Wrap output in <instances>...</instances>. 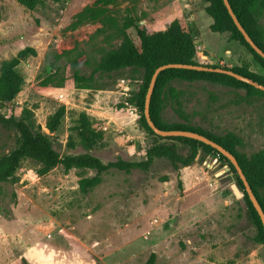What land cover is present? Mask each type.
<instances>
[{
	"label": "rangeland",
	"instance_id": "rangeland-1",
	"mask_svg": "<svg viewBox=\"0 0 264 264\" xmlns=\"http://www.w3.org/2000/svg\"><path fill=\"white\" fill-rule=\"evenodd\" d=\"M33 2L0 0V63L25 51L14 68L17 91L0 100V112L46 134L60 156L140 161L152 145L171 142L141 120L140 96L150 81L143 69H97L125 36L140 45L138 27L151 34L177 20L195 41L196 63L250 72L264 83V65L219 3L221 29L212 30L206 0ZM242 22L264 47V0L245 6ZM156 90L159 124L218 137L247 160L264 149V91L197 73H181ZM17 134L0 128V156L15 147ZM172 142L190 156V141ZM252 176L255 188L264 183L259 165ZM85 180H92L86 191ZM259 235L236 171L202 146L178 169L166 156L153 157L146 170L102 173L60 164L44 170L23 158L0 182V264H146L151 254L152 264H264Z\"/></svg>",
	"mask_w": 264,
	"mask_h": 264
},
{
	"label": "trees",
	"instance_id": "trees-1",
	"mask_svg": "<svg viewBox=\"0 0 264 264\" xmlns=\"http://www.w3.org/2000/svg\"><path fill=\"white\" fill-rule=\"evenodd\" d=\"M22 4L32 7L34 2L33 0H19ZM234 14L245 28L242 22L243 18V11L245 6L251 4L254 0H239L235 5L228 0ZM97 3L106 5L110 2V0H96ZM208 2V6L206 7V11L214 18V23L211 25L212 30H220L221 29V11L218 8V3L223 8L225 14L231 22L233 23L230 15L227 12L222 0H206ZM132 21H130L127 25L131 26ZM234 27L237 29L235 24L233 23ZM247 33L250 35L252 40L264 51V47L261 46L257 41L253 38L251 33L245 28ZM137 35L140 40V45L137 46L133 43V41L128 37L125 36L122 42L114 49L106 51L97 63V69L104 72H110L114 70H118L123 67L132 66L135 68L143 69L149 77L156 67L165 64V63H191V64H198L195 62V41L189 31L184 28L183 25L180 24L179 21L174 20L172 21L164 31H157L151 34H146L143 28H137ZM240 38L244 41L250 50L254 53L257 57L259 62L264 65V59L260 57L245 41L239 30L237 29ZM25 55V51H21L18 55L10 60H4L0 63V74L2 78V85L5 86L4 88L0 89V100L1 101H8L11 100L15 92L17 91V84L19 83V77L17 76L14 68L18 64L19 59ZM213 66V65H210ZM216 67V66H213ZM233 71L247 76L252 79L251 73L246 72L239 69H232ZM181 73H197V74H207V75H217L222 78H227L234 82L239 83L245 87H249L254 89L258 92H263V90L257 89L252 85H249L243 81L237 80L234 77H231L226 74L216 73V72H207V71H196L190 69H180V68H167L162 70L155 82V86L151 95L150 99V106H149V114L150 118L153 123L161 129H182V130H190L195 131L191 128H186L183 126H172L170 128L159 124V116H158V109H157V97L158 93L156 90L157 84L162 85L167 80L171 79L174 76H177ZM254 80V79H253ZM256 81V80H254ZM258 82V81H257ZM260 83V82H258ZM264 85V83H260ZM148 85L144 92L141 93L140 96V104L143 106L144 104V97L147 90ZM141 120L143 122L144 127L154 136L158 138H162L159 135L155 134L153 130L148 126L144 115L141 116ZM0 128L7 130V131H15L17 134L16 144L15 147L5 155L0 156V182H3L10 178L13 173L19 168L20 162L23 158H30L33 159L40 164L43 165L44 170H48L58 164L62 165L65 169H70L73 167L78 168H88L93 169L96 173H102L109 169L115 168L119 170H130L132 168H139L142 170H146L149 168L153 157L159 156H166L169 158L170 162L172 163L173 167L178 169L180 165L185 166L189 164L197 154V149L202 146L211 151H214L219 154L220 157L228 160L224 157L221 153L217 150L212 148L209 145H206L198 140L180 137V136H170L164 137L166 139L171 140V142H164L160 144H154L149 147L146 152V158L140 161H126V160H115L110 162H103L98 157L84 153V154H68L60 156L51 146V143L46 134L43 132L35 131L31 127V124L24 119L17 118L15 115H5L4 113L0 112ZM200 133V132H198ZM202 134V133H200ZM217 143L223 146L225 149L230 151L237 159L238 164L240 165L251 189L255 197L257 198L263 212H264V183L260 182L257 188L254 187L252 184L253 176L252 174L255 172L257 165L264 169V149L257 152L252 159L247 160L243 157L236 155V153L226 144L221 142V139L215 137L210 134H202ZM173 139H182L188 140L191 143V154L187 158H183L177 149V146ZM230 163V162H229ZM232 169L234 167L230 163ZM260 169V168H259ZM235 170V169H234ZM238 176V175H237ZM239 179V177H238ZM252 180V181H251ZM83 183L82 189L84 191L87 190L88 185H91L92 180H85ZM239 185L243 190L242 183L239 179ZM262 190V193L259 192ZM244 196L246 197L247 201L249 202L256 218L260 226V239L264 240V229L262 223L259 219L257 212L255 211L254 207L252 206L247 194L244 192ZM154 258V254H151L150 259L146 264H152Z\"/></svg>",
	"mask_w": 264,
	"mask_h": 264
},
{
	"label": "water",
	"instance_id": "water-1",
	"mask_svg": "<svg viewBox=\"0 0 264 264\" xmlns=\"http://www.w3.org/2000/svg\"><path fill=\"white\" fill-rule=\"evenodd\" d=\"M223 4L225 6V8L227 9L228 14L230 15L233 23L235 24V26L237 27V29L239 30V32L241 33V35L243 36V38L245 39V41L249 44V46L260 56L264 59V51L252 40V38L250 37V35L247 33V31L245 30V28L242 26V24L240 23V21L238 20V18L236 17V15L234 14L232 7L229 3L228 0H222ZM167 68H180V69H190V70H196V71H207V72H216V73H221V74H226L229 75L231 77H234L237 80L243 81L249 85L254 86L257 89L263 90L264 91V85L258 83L257 81H254L253 79L241 75L235 71H233L231 68L228 67H222V66H210L207 64H191V63H165L162 64L158 67H156V69L153 71L146 93H145V97H144V104H143V115L145 117V120L148 124V126L153 130V132L159 136L162 137H170V136H180V137H186V138H191V139H195L198 140L206 145L211 146L212 148H214L215 150H217L219 153H221L224 157H226L228 159V161L232 164V166L234 167L236 174L238 175L242 186H243V190L244 192L247 194L252 206L254 207L255 211L257 212L259 219L262 223L263 229H264V212L257 200V198L255 197V195L252 192V189L240 167V165L238 164V161L236 159V157L227 149H225L223 146H221L219 143H217L216 141L198 133L195 131H190V130H182V129H161L158 128L153 121L150 118V114H149V106H150V99H151V95L155 86V82H156V78L158 76V74ZM232 190L234 191V193L237 196H240V192L238 191L236 185L232 184L231 185Z\"/></svg>",
	"mask_w": 264,
	"mask_h": 264
}]
</instances>
